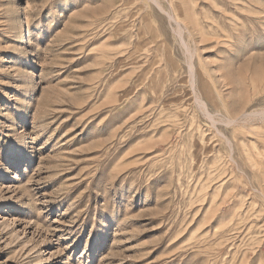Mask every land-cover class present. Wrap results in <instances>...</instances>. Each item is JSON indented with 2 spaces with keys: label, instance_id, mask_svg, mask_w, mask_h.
<instances>
[{
  "label": "rangeland",
  "instance_id": "374dc122",
  "mask_svg": "<svg viewBox=\"0 0 264 264\" xmlns=\"http://www.w3.org/2000/svg\"><path fill=\"white\" fill-rule=\"evenodd\" d=\"M0 264H264V0H0Z\"/></svg>",
  "mask_w": 264,
  "mask_h": 264
}]
</instances>
